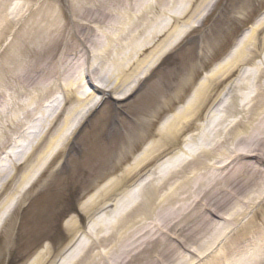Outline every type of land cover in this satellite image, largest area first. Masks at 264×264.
Returning a JSON list of instances; mask_svg holds the SVG:
<instances>
[{
  "label": "bare ground",
  "instance_id": "bare-ground-1",
  "mask_svg": "<svg viewBox=\"0 0 264 264\" xmlns=\"http://www.w3.org/2000/svg\"><path fill=\"white\" fill-rule=\"evenodd\" d=\"M67 1V16L50 3L35 10L22 43L9 57V89L11 81L17 92L31 88L36 103L31 109L9 91V109L18 105L23 110V117H11L9 126H24L32 112L43 107L40 97L46 98L53 89L61 93L62 105H69L54 125L61 111L49 118L57 107L53 100L49 112L27 130L22 151L9 154V171L24 166L11 194L0 201V220L7 211L5 223L9 208L20 203L41 171L57 159L55 171L61 168L97 105L132 95L172 43L207 14L197 6V18L180 25L174 40H169L168 20L184 16L185 0ZM176 4L184 5L177 16ZM263 25L264 12L153 132L152 124L168 112L172 101L165 98L155 108L147 102L152 94L136 97V122H123L126 132L118 138L133 142L134 148L139 142L145 145L78 205L90 216L84 229L74 216L65 221L68 241L60 257L54 260L52 251L43 248L26 264H192L197 259L188 254L201 257L217 242L218 246L222 229L264 243V217L259 225L253 219L256 207L264 203V34L257 37ZM226 80L202 121L194 124ZM181 88L182 84L177 95ZM191 127L184 145L178 144ZM116 129L112 136L119 133ZM130 151L123 148L111 169L117 170ZM4 174L9 179L13 175ZM235 243L227 249L237 248ZM251 259L252 264H264L263 258Z\"/></svg>",
  "mask_w": 264,
  "mask_h": 264
},
{
  "label": "rangeland",
  "instance_id": "rangeland-1",
  "mask_svg": "<svg viewBox=\"0 0 264 264\" xmlns=\"http://www.w3.org/2000/svg\"><path fill=\"white\" fill-rule=\"evenodd\" d=\"M48 3L54 7L60 6L67 16L70 6L67 0H0V183L3 184H0V201L11 194L14 179L22 172L24 166L21 163L16 171H9V154L14 156L18 151H22L24 135L30 131L31 124L37 122L47 110L49 112L53 100H57V107L49 118L61 111L54 125L62 120L69 105H62L61 93L53 89L46 98L40 97L43 107L40 104L24 126H9L11 117H23V110L18 105L9 109V91L19 103L26 102L31 109L36 105L33 103L35 93L31 88H28V92H17L15 83L11 81L9 89V57L14 55L13 49L22 43L23 30L32 15L37 13L35 10L44 8ZM183 4H176L173 8L175 16L179 14ZM184 5L187 10L179 21L168 20L171 22L169 40H174V32L180 25L197 18L194 12L197 6L207 14L198 26L190 29L180 41L172 43L148 78L132 95L117 103L105 101L97 105L91 116V123L76 135L74 144L68 149L67 159L61 163V168L55 171L59 159L54 160L51 166L39 173L20 203L11 211L12 207L9 206V223L4 222L7 211L3 212L0 220V264H26L43 248L52 251L54 260L58 259L68 241L65 221L74 216L84 229L90 216L81 213L78 205L98 186L116 176L120 168L130 163L145 145V142H139L134 148L133 142L125 143L118 138L126 132L123 122H136L133 112L137 104L136 97L144 92L152 94L154 97L147 102L155 108L162 105L165 98L172 101L168 112L163 113L152 124L150 130L153 132L165 116L188 99L203 75L230 51L242 31L264 12V0H185ZM160 20L162 21L161 18ZM263 34L264 25L257 32V37L260 38ZM237 70L228 80L236 75ZM228 80L218 85L212 99L205 105L194 124L202 121L213 98ZM181 84L180 94L177 95ZM141 102L142 98L138 103ZM47 104H51L50 107L47 108ZM114 128H117L119 133L112 136ZM192 130L191 127L189 132L182 135L178 144L184 145ZM123 148H132V151L117 170H112L111 167ZM20 161H24V157ZM154 162L143 171L150 168ZM6 171L13 174L11 179L9 176L6 178ZM260 206L256 207V216L253 218L258 225L264 217V203ZM250 215L249 213L247 218ZM221 231V242L218 246L217 242L201 257L188 254L189 257L197 259L192 264H252L251 258L264 260V243L258 237L247 241L241 239L243 234L235 237V230L229 233L223 229ZM232 242H236L238 247L227 249Z\"/></svg>",
  "mask_w": 264,
  "mask_h": 264
}]
</instances>
